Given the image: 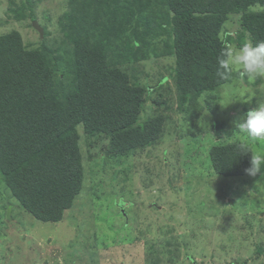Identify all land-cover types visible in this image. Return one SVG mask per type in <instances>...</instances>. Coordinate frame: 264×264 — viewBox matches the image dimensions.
Here are the masks:
<instances>
[{"label":"rangeland","instance_id":"rangeland-1","mask_svg":"<svg viewBox=\"0 0 264 264\" xmlns=\"http://www.w3.org/2000/svg\"><path fill=\"white\" fill-rule=\"evenodd\" d=\"M30 2L34 18L24 0H0V34L16 30L25 48L44 43L66 60L69 44L60 22L69 0ZM129 2L144 23H124L120 37L133 40L132 31L142 33L145 24L152 34L139 45L146 57L120 67L130 82L145 87L139 122L162 116V132L148 146L111 157L103 134L90 137L78 127L83 185L57 222L24 211L0 174V264H264V174L219 175L208 155L212 145L234 142L228 137L234 119L264 103V78L230 79L213 92V111L198 99L193 108L199 116L191 123L190 109L177 108L174 56L165 52L170 25L158 30L164 1ZM19 7L22 17L13 11ZM93 7V13L100 9ZM221 37L232 45L249 40L238 14L228 16ZM226 90L235 101L222 108Z\"/></svg>","mask_w":264,"mask_h":264},{"label":"trees","instance_id":"trees-1","mask_svg":"<svg viewBox=\"0 0 264 264\" xmlns=\"http://www.w3.org/2000/svg\"><path fill=\"white\" fill-rule=\"evenodd\" d=\"M163 1L165 18L158 30L170 25L171 44L165 52L174 56L177 108H189L186 119L193 123L199 116L193 107L201 95L213 111V92L229 82L215 75L226 41L221 37L223 23L238 14L240 30L249 40H264V12L252 11L264 6V0ZM24 2L34 18L30 0ZM130 3L69 0L71 9L60 22L69 44L66 60L44 43L25 48L16 30L0 34V174L19 206L38 221H60L81 191L78 127L90 137L103 134L108 140L104 151L111 157L148 146L162 132V116L139 122L145 87L130 82L120 67L146 57L139 45L152 34L145 24L142 33L132 31L133 40L120 37L124 23H144L143 13L137 16L127 8ZM93 5L98 12L93 13ZM13 11L23 16V7ZM237 143L209 148L214 172L248 175L251 153H239Z\"/></svg>","mask_w":264,"mask_h":264},{"label":"clouds","instance_id":"clouds-1","mask_svg":"<svg viewBox=\"0 0 264 264\" xmlns=\"http://www.w3.org/2000/svg\"><path fill=\"white\" fill-rule=\"evenodd\" d=\"M252 11L264 12V6H253ZM216 65L215 75L222 81L236 79L239 83H243L246 79L255 81L264 78V40L255 44L247 40L239 45L224 41ZM233 95L231 90H226L222 96L224 102L218 104L222 108L227 107L235 101ZM200 101L204 103V95H201ZM231 123L233 131L228 137L234 136V142L239 141L236 145L239 153H251L249 167L245 169L246 173L251 176L257 173L264 174V103L249 108Z\"/></svg>","mask_w":264,"mask_h":264},{"label":"water","instance_id":"water-1","mask_svg":"<svg viewBox=\"0 0 264 264\" xmlns=\"http://www.w3.org/2000/svg\"><path fill=\"white\" fill-rule=\"evenodd\" d=\"M32 25H33V27H35L40 33H42V27H40L39 25H38V23H37V21L36 20H33L32 21Z\"/></svg>","mask_w":264,"mask_h":264}]
</instances>
